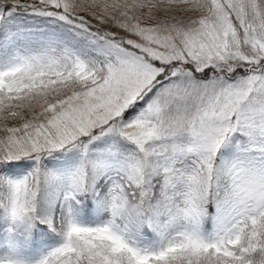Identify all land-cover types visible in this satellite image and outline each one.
<instances>
[{
    "label": "snow or ice",
    "instance_id": "6c2138e0",
    "mask_svg": "<svg viewBox=\"0 0 264 264\" xmlns=\"http://www.w3.org/2000/svg\"><path fill=\"white\" fill-rule=\"evenodd\" d=\"M0 264H264V0H0Z\"/></svg>",
    "mask_w": 264,
    "mask_h": 264
}]
</instances>
